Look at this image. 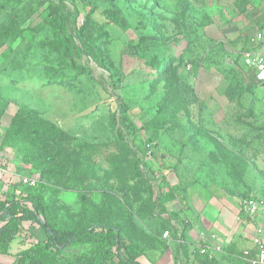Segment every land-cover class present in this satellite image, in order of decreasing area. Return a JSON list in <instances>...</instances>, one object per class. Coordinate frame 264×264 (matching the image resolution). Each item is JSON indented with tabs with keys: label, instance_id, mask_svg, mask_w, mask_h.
<instances>
[{
	"label": "rangeland",
	"instance_id": "rangeland-1",
	"mask_svg": "<svg viewBox=\"0 0 264 264\" xmlns=\"http://www.w3.org/2000/svg\"><path fill=\"white\" fill-rule=\"evenodd\" d=\"M76 1L95 9L104 68L82 57L80 73L67 70L60 55L43 44L51 39L43 26L44 2L0 0V31L13 33L0 46V144L6 122L25 107L59 127L71 138L72 152L82 153L75 171L58 174L24 163L17 145L14 151L4 149L0 171H19L9 184L38 190L39 183L53 224L116 222L126 240L139 242L144 264H168L167 254L158 256L148 241L154 221L144 220L153 217L147 195V186L156 184L152 172L183 166L206 171L204 178L223 185L220 203L245 223L249 237L256 226L264 230V73L249 70L243 59L247 50L264 52V38L261 43L257 38L259 32L264 37V0ZM105 8L119 9L129 29L109 23L101 15ZM171 53L182 56L180 65L160 79L150 62ZM53 75L65 79L46 84ZM122 108L139 129V139L151 143L140 162L142 177L133 170L132 138L117 140L109 122ZM75 153L68 159L73 161ZM22 177L36 184L25 185ZM62 192L78 196V213L59 204ZM244 194L260 203L254 219L243 210ZM237 231L234 240L241 248L249 242L238 241L243 229ZM20 241L12 244L11 254ZM80 251L70 246L63 253L70 257ZM12 260L7 256L0 263Z\"/></svg>",
	"mask_w": 264,
	"mask_h": 264
},
{
	"label": "trees",
	"instance_id": "trees-1",
	"mask_svg": "<svg viewBox=\"0 0 264 264\" xmlns=\"http://www.w3.org/2000/svg\"><path fill=\"white\" fill-rule=\"evenodd\" d=\"M20 1L23 0H16V3ZM27 1L46 4L47 15L43 26L49 30L51 39L42 42L60 55V60L67 70L80 73L83 67L78 61L82 57L104 68L103 55L97 46L102 26L93 18L94 8H88L85 3L76 0ZM101 15L122 31L129 29L119 9L105 8ZM12 34L8 30L0 31V46L5 36ZM181 59L182 56L174 57L171 53L163 60L153 59L150 66L155 74L163 79L172 73L175 66L180 65ZM249 70L252 71L250 68ZM46 78V84L63 82L65 79L60 75ZM12 82L18 84L21 81L14 79ZM7 106L8 103L4 105L5 108ZM3 112L0 113V118ZM109 122L117 140L122 142L126 136L132 138L135 157L133 170L137 176L142 177L140 162L147 155V146L151 143L139 139V129L125 108L111 114ZM70 140L71 138L53 123L28 108L20 107L12 116L1 138L0 151H14V145H17V154L24 163H30L38 171H56L59 174L62 171H75L77 161L81 158L79 156L82 153L72 152L67 145ZM69 153L76 154L73 161L68 159ZM152 178L157 181L158 189L155 185L147 186L148 200L153 207L164 211L166 203L180 199L181 188L164 184L163 178L158 180L157 172H152ZM19 185L21 184H9L0 195V259L12 256L10 264H141L139 258L143 251L140 245L135 241L126 240L122 235L121 226L116 222L104 220L101 223L74 227L53 224L48 219L50 205L41 192L43 187L38 183V190H34ZM242 196L249 199L246 194ZM19 238L20 249L11 254V246ZM70 246L79 247L81 251L65 257L63 252ZM180 247L182 255L187 257L186 243L182 242ZM225 251L226 254L222 256L226 264H245L241 259L242 251L231 247ZM193 253L199 264H220L217 258L200 254L199 249Z\"/></svg>",
	"mask_w": 264,
	"mask_h": 264
},
{
	"label": "crops",
	"instance_id": "crops-1",
	"mask_svg": "<svg viewBox=\"0 0 264 264\" xmlns=\"http://www.w3.org/2000/svg\"><path fill=\"white\" fill-rule=\"evenodd\" d=\"M261 23L264 25V22ZM261 32L264 34V28ZM262 51L259 50V52ZM11 118L6 122L4 129H7ZM1 122L0 126H2ZM186 168L183 166L174 171H156L158 180L163 178L164 184L170 187L179 186L182 194L180 199H174L166 203L164 211L154 207L152 220H149L150 216L146 215L145 222L154 221L156 225L154 227L155 231L148 235L150 236L148 241L152 250L158 256L167 254L168 264H199L193 253L194 250L198 249V246L203 242L210 245L217 244L214 242L215 239L223 247V253L214 256L219 260L220 264L227 263L222 256L226 254L225 248L231 247L236 251L253 250L252 237H249L246 232L245 223L238 220L237 217L231 214L228 210L229 208H225V205L220 203L223 201L225 190L219 189L222 184H218V179L204 178L206 171H188ZM18 172L0 171V195L11 182L9 177L17 175ZM8 174L7 179L6 175ZM155 186L158 189V184H155ZM238 229H243L238 241L244 242V239H246L249 242L247 245L242 244L241 248L238 247L240 245L239 242L234 240ZM164 232L169 233L167 238L162 237ZM142 235L145 236L144 234ZM182 239L185 240L187 245V257H184L181 253ZM135 242L139 244L138 241ZM139 262L144 264L140 258Z\"/></svg>",
	"mask_w": 264,
	"mask_h": 264
},
{
	"label": "built area",
	"instance_id": "built-area-1",
	"mask_svg": "<svg viewBox=\"0 0 264 264\" xmlns=\"http://www.w3.org/2000/svg\"><path fill=\"white\" fill-rule=\"evenodd\" d=\"M259 43L263 41V36L261 34L257 35ZM243 59L245 65L252 70L258 71V73H264V53L258 52L257 50H247L243 53ZM21 182L28 186H34L36 181L33 179H28L22 177ZM244 212L252 219L255 218L256 214L260 209V203L252 198L244 199L242 202ZM168 232L162 234L163 238H167ZM215 245H210L208 243H202L198 246L200 254H206L209 258H213L216 254L223 253V247L215 239ZM253 245V250H243L241 257L245 264H264V230L261 226L254 227V233L251 238ZM215 258V257H214Z\"/></svg>",
	"mask_w": 264,
	"mask_h": 264
},
{
	"label": "clouds",
	"instance_id": "clouds-1",
	"mask_svg": "<svg viewBox=\"0 0 264 264\" xmlns=\"http://www.w3.org/2000/svg\"><path fill=\"white\" fill-rule=\"evenodd\" d=\"M57 200L60 205L68 207L73 214H76L80 211L81 205L79 198L75 193H59L57 195Z\"/></svg>",
	"mask_w": 264,
	"mask_h": 264
}]
</instances>
